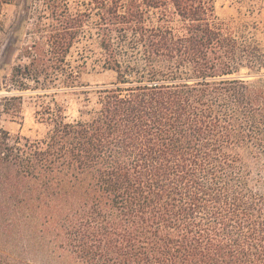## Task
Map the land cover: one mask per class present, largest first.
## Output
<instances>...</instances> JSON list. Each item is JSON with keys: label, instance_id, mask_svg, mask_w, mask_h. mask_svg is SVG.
Listing matches in <instances>:
<instances>
[{"label": "trees", "instance_id": "1", "mask_svg": "<svg viewBox=\"0 0 264 264\" xmlns=\"http://www.w3.org/2000/svg\"><path fill=\"white\" fill-rule=\"evenodd\" d=\"M70 1H41L12 81L80 89L67 57L92 11L117 79L84 92L88 118L52 112L43 139L0 131V240L77 264H264V50L247 26L220 22L217 0ZM6 101L19 118L22 97ZM0 264L32 263L0 249Z\"/></svg>", "mask_w": 264, "mask_h": 264}, {"label": "rangeland", "instance_id": "2", "mask_svg": "<svg viewBox=\"0 0 264 264\" xmlns=\"http://www.w3.org/2000/svg\"><path fill=\"white\" fill-rule=\"evenodd\" d=\"M42 0H10L5 4L0 15V131L7 130L13 135H21L31 140L46 137L52 128L51 113L60 109L68 122H74L89 117V110L95 106L96 95L84 92L100 85L111 84L116 81L117 74L103 67L104 59L99 46L98 36L92 22L98 17L91 12L90 23L86 31L94 35L83 37L71 49L67 59L74 66L82 65L81 86L77 90L60 91L52 83L42 78L38 84L33 78H24L28 90L21 91V86L12 81L13 70L20 63L27 60L20 59L24 46L32 44L33 39L27 35L35 28L37 11ZM128 0H122L127 3ZM91 0H71L70 10L74 14L79 11L90 10L87 6ZM216 15L220 22L229 25L232 29L255 38L264 50V0L260 1L259 10L254 13L243 4L233 0H217L215 3ZM154 10H150V17L157 21ZM247 72L246 70L243 71ZM252 82L264 88V70L260 77L251 78ZM13 96L22 97L21 116L13 119L6 114L8 105L12 112L16 110L19 102L6 103ZM92 98L90 102L87 98ZM16 104V105H15ZM0 249L14 259L30 262L32 264H77L67 253L52 250L42 244H34L29 239L21 238L17 243L0 240Z\"/></svg>", "mask_w": 264, "mask_h": 264}]
</instances>
